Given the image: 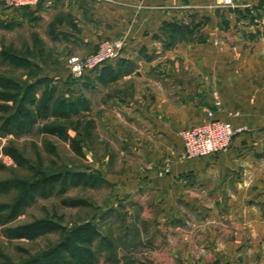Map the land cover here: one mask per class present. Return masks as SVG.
<instances>
[{
    "label": "rangeland",
    "instance_id": "obj_1",
    "mask_svg": "<svg viewBox=\"0 0 264 264\" xmlns=\"http://www.w3.org/2000/svg\"><path fill=\"white\" fill-rule=\"evenodd\" d=\"M20 10L5 9L0 0V53L21 61L16 63L0 55V79L7 80L9 86L7 100L0 101L5 107L0 118H14L23 124L0 136V206L12 205L17 194L13 182L31 181L35 174L87 171L104 181L95 188L68 189L64 198L83 199L87 203L84 207H64L62 198L56 196L36 198L15 220L0 224V264H23L60 241L62 231L32 240L10 239L4 234L6 228L38 221L58 225L66 232L92 223L97 233L93 245L95 264H264V225H241L244 210L227 205L230 200L251 205L264 202V133L245 131L251 143L243 145L244 150L257 158L241 163L234 176H227L231 179L214 173L201 186L198 182L194 187L191 173L179 179L168 178L172 157L165 153L146 155L145 150L138 153L140 146L131 144L128 138L144 136L145 129L133 128L115 114L105 112L97 88L92 84L86 88L85 78L70 75L68 58L79 52L65 37L59 38L60 33L53 28L62 19L63 25L73 28L72 18L62 14L58 17L50 10H42L34 18L27 9L25 13L21 11L25 16L20 14L18 18ZM115 40L119 39H104L98 44ZM81 54L77 56L88 55ZM220 55L241 57V51L225 54L223 50ZM25 60L28 64H24ZM234 68L238 75H231L230 83L241 89V65ZM221 69L219 73L225 72L224 67ZM41 78L48 80L40 81ZM77 96L89 103L88 111L81 114L78 131L73 122L79 115L71 119L72 123L61 124L70 138L77 140L80 156L70 143L45 133L44 128L55 121L53 117L38 118L32 129L25 126L27 112L36 116L31 100L41 103L48 99L53 108L60 99L70 102ZM212 100L216 106L220 104L216 94ZM115 118L123 128L114 127L110 120ZM88 121L92 125L87 128ZM232 147L220 154L228 153ZM9 148L17 149L26 167L17 166L4 154ZM223 180L228 181L224 187ZM203 185L206 189H202ZM251 212V216L259 213L264 217V208L255 205Z\"/></svg>",
    "mask_w": 264,
    "mask_h": 264
},
{
    "label": "crops",
    "instance_id": "obj_2",
    "mask_svg": "<svg viewBox=\"0 0 264 264\" xmlns=\"http://www.w3.org/2000/svg\"><path fill=\"white\" fill-rule=\"evenodd\" d=\"M227 1L247 5L217 9L209 7L215 0H41L26 9L34 18L42 10L72 18L74 29L62 19L53 30L75 45L77 55L92 53L104 39L123 40L118 59L84 77L86 88L91 84L97 88L105 112L145 129L144 136L128 138L145 148H138V153L171 156L167 177L191 173L196 187L214 173L234 176L241 163L257 157L244 150L251 138L243 133L226 154L186 160L182 130L198 126L211 112L215 119L264 133V0ZM22 10L18 18L25 16ZM223 50L225 54L240 50L241 57L222 56ZM237 64L241 89L230 83ZM223 67L225 72L219 73ZM110 121L116 129L122 127L117 118ZM223 181L222 187L228 183ZM227 205L244 210L241 225H264L259 213L251 216V209L264 208V202L230 200Z\"/></svg>",
    "mask_w": 264,
    "mask_h": 264
},
{
    "label": "trees",
    "instance_id": "obj_3",
    "mask_svg": "<svg viewBox=\"0 0 264 264\" xmlns=\"http://www.w3.org/2000/svg\"><path fill=\"white\" fill-rule=\"evenodd\" d=\"M26 9V8H23ZM170 25H167V27ZM4 59H13L16 63L21 61L10 54L0 53ZM10 57V58H9ZM22 64V63H21ZM24 64H28L25 60ZM97 73V70L92 73ZM83 77V78H84ZM48 80V78H41L40 81ZM8 81L4 78L0 79V101L7 100ZM51 95V94H50ZM30 104L36 110V116H31L27 112V120L25 126L28 129H32L38 118L55 119L50 125L44 128L45 133L50 136L57 137L62 141L70 143V146L74 153L78 156L82 155V150L74 138H70L66 129H64L61 123H68L75 116L79 115L76 123L73 122L75 131L79 125H81V114L83 111H88L89 103L84 100L83 97H76L72 101L59 100L54 103V107L49 106L48 99L39 103L36 100H31ZM66 107V108H65ZM5 111V107L0 104V113ZM14 122V123H13ZM14 118H7L3 120L0 118V136H4L9 132H13L15 129H19V124ZM72 123V122H70ZM17 128H13L14 125ZM87 128L92 125V122L86 123ZM4 154L9 156L17 166L26 167V162L22 155L15 148H9L4 150ZM104 179L101 176L90 173L87 171H65L48 175L35 174V177L31 181L18 180L12 183L13 188L16 189V196L12 205L5 207L0 206V224L3 222H9L15 220L36 198L46 199L52 196H56L61 199V204L64 207H84L87 205L83 199H66L64 195L70 188H95ZM7 186V185H6ZM60 233V241L51 249L41 253L38 257L32 258L23 264H95L96 252L93 251L94 241L96 240V229L92 223L84 224L66 232L60 226L49 223L47 221H38L28 225L16 226L13 228H6L4 234L7 238L14 239H29L32 240L40 235L48 233Z\"/></svg>",
    "mask_w": 264,
    "mask_h": 264
},
{
    "label": "built area",
    "instance_id": "obj_4",
    "mask_svg": "<svg viewBox=\"0 0 264 264\" xmlns=\"http://www.w3.org/2000/svg\"><path fill=\"white\" fill-rule=\"evenodd\" d=\"M41 0H2V5L8 10L32 8ZM217 9H238L245 7L233 1L215 0L213 4ZM123 49V40L113 42L103 41L98 44L96 50L85 57L72 55L68 58L70 75L80 79L87 73L99 70L108 62L118 59ZM247 128L233 126L231 123L213 118L211 112L207 113L206 120L192 128L184 129L181 133L183 155L189 159L211 157L227 152L233 143V139Z\"/></svg>",
    "mask_w": 264,
    "mask_h": 264
}]
</instances>
